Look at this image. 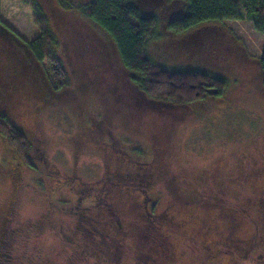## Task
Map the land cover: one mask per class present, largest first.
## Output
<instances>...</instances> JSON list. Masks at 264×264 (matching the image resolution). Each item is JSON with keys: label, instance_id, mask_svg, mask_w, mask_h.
Here are the masks:
<instances>
[{"label": "rangeland", "instance_id": "1", "mask_svg": "<svg viewBox=\"0 0 264 264\" xmlns=\"http://www.w3.org/2000/svg\"><path fill=\"white\" fill-rule=\"evenodd\" d=\"M68 83L24 41L27 0H2L0 111L27 135L33 165L0 135V264H264V34L251 19L167 27L148 51L169 69L229 82L197 102L150 99L110 33L80 9L39 0ZM156 8V9H155Z\"/></svg>", "mask_w": 264, "mask_h": 264}, {"label": "trees", "instance_id": "2", "mask_svg": "<svg viewBox=\"0 0 264 264\" xmlns=\"http://www.w3.org/2000/svg\"><path fill=\"white\" fill-rule=\"evenodd\" d=\"M0 0V11L2 7ZM35 11L39 35L32 41H23L38 60H47L51 67L54 86L62 90L68 83L66 67L58 55V38L52 30L49 17L39 0H27ZM65 9L74 7L69 0H60ZM139 0H87L80 6L83 13L107 30L117 44L123 63L132 74V81L139 85L150 99L170 103L197 102L208 94H224L229 82L221 76L199 69H169L155 61L149 54L150 41L161 36L159 17L146 10ZM170 9L183 13L174 16L168 23L169 30L178 34L193 30L205 23L223 22L227 19H251L255 28L264 34V0H163ZM156 9V8H155ZM0 28L21 39L19 34L2 21ZM264 79V51L261 55ZM0 135L15 147L26 163L33 165L30 156L32 145L23 130L13 124L0 111Z\"/></svg>", "mask_w": 264, "mask_h": 264}]
</instances>
